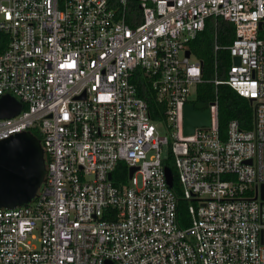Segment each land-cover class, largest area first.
<instances>
[{"label": "built area", "instance_id": "built-area-1", "mask_svg": "<svg viewBox=\"0 0 264 264\" xmlns=\"http://www.w3.org/2000/svg\"><path fill=\"white\" fill-rule=\"evenodd\" d=\"M208 20L214 54L231 58L223 80L215 59L212 83L253 111L225 139L217 96L210 125L184 135V107L209 82L190 48ZM0 35V99L22 105L0 141L36 130L46 162L34 199L0 209V264H264V0H0Z\"/></svg>", "mask_w": 264, "mask_h": 264}, {"label": "trees", "instance_id": "trees-1", "mask_svg": "<svg viewBox=\"0 0 264 264\" xmlns=\"http://www.w3.org/2000/svg\"><path fill=\"white\" fill-rule=\"evenodd\" d=\"M218 42L221 45H227L232 40L233 27L230 23L219 20L218 21ZM214 26L212 20H208L203 32H201L194 41L190 44L191 51L199 58L203 63L204 79L209 81L200 84L196 88L195 99L192 101V105L196 111H205L209 108V105L214 101L217 96L218 101V120L221 138L225 139L226 129L228 123L232 120L239 122L240 127L245 130L252 128L253 111L250 103L238 96L227 85H217L212 83L215 78L214 61L218 62V78L223 80L226 78L227 69L231 65V58L227 51H220L216 55L213 51L214 42ZM2 41L6 43V36ZM6 45V44H5ZM4 43L0 46V53L4 50ZM133 82L136 85L138 96L144 99L148 105L149 113L153 121L160 122L163 119V112L165 106L159 102L156 98L155 92L151 89L149 82L140 76L137 71L136 77ZM32 133L38 139H42L41 135L36 130H32ZM173 176V187L177 188L176 174L172 165V155L169 156L164 162ZM116 175V174H115ZM117 177H119L117 173ZM127 173L124 171L123 178L126 179ZM115 178L113 174V179ZM122 178V181H123ZM183 207V203L181 202Z\"/></svg>", "mask_w": 264, "mask_h": 264}, {"label": "water", "instance_id": "water-1", "mask_svg": "<svg viewBox=\"0 0 264 264\" xmlns=\"http://www.w3.org/2000/svg\"><path fill=\"white\" fill-rule=\"evenodd\" d=\"M189 56V52L186 53ZM239 64V58H234ZM22 105L11 96L0 99V119L18 114ZM210 125V111H196L192 104L184 107V135H191L195 128ZM250 163V162H249ZM135 169L131 168L129 177ZM168 185L172 175L165 168ZM46 175V162L41 140L31 132H21L0 141V209H13L29 204ZM264 199V185L262 187Z\"/></svg>", "mask_w": 264, "mask_h": 264}, {"label": "rangeland", "instance_id": "rangeland-1", "mask_svg": "<svg viewBox=\"0 0 264 264\" xmlns=\"http://www.w3.org/2000/svg\"><path fill=\"white\" fill-rule=\"evenodd\" d=\"M159 130H160V132H161L162 134H164V132H165L164 128H159Z\"/></svg>", "mask_w": 264, "mask_h": 264}]
</instances>
